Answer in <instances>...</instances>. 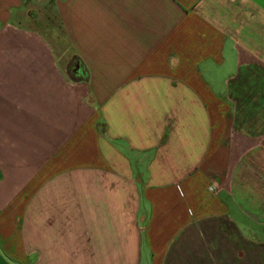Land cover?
I'll return each instance as SVG.
<instances>
[{"label":"crops","instance_id":"obj_1","mask_svg":"<svg viewBox=\"0 0 264 264\" xmlns=\"http://www.w3.org/2000/svg\"><path fill=\"white\" fill-rule=\"evenodd\" d=\"M0 264H264V0H0Z\"/></svg>","mask_w":264,"mask_h":264},{"label":"rangeland","instance_id":"obj_2","mask_svg":"<svg viewBox=\"0 0 264 264\" xmlns=\"http://www.w3.org/2000/svg\"><path fill=\"white\" fill-rule=\"evenodd\" d=\"M227 181H228V180L225 179V183H224V182H223V183H219V182H218V186H217V188L220 189V190H222V188H223L224 185L227 186ZM238 218H239L240 222H246V220H247L248 222H250V221H249L244 215H242V214H239ZM244 227H245V226H244ZM249 229H251V228H249ZM247 234L252 235V234L249 232V230L247 231Z\"/></svg>","mask_w":264,"mask_h":264},{"label":"built area","instance_id":"obj_3","mask_svg":"<svg viewBox=\"0 0 264 264\" xmlns=\"http://www.w3.org/2000/svg\"><path fill=\"white\" fill-rule=\"evenodd\" d=\"M209 191L212 193H216V192H219V189L215 185H210Z\"/></svg>","mask_w":264,"mask_h":264},{"label":"trees","instance_id":"obj_4","mask_svg":"<svg viewBox=\"0 0 264 264\" xmlns=\"http://www.w3.org/2000/svg\"><path fill=\"white\" fill-rule=\"evenodd\" d=\"M73 75V74H72ZM73 77L75 78L76 76L73 75Z\"/></svg>","mask_w":264,"mask_h":264}]
</instances>
